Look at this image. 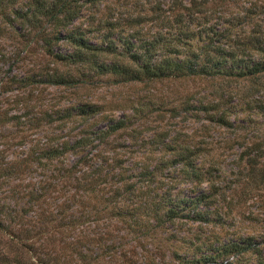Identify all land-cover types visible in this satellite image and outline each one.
<instances>
[{"label": "rangeland", "instance_id": "1", "mask_svg": "<svg viewBox=\"0 0 264 264\" xmlns=\"http://www.w3.org/2000/svg\"><path fill=\"white\" fill-rule=\"evenodd\" d=\"M28 1L13 0L0 8V111L21 114L20 122L26 121L0 122V222L27 245L21 249L1 232L0 252L11 262L18 256L21 264H187L185 259L209 252L200 245L216 247L249 238L259 254L247 250L206 264H264V153L255 165L243 156L245 145L253 141L263 140L264 149V115L254 108H233L228 116L232 127L210 120L201 107L217 97L224 84L218 77L127 82L59 63L44 52L41 39L31 37L41 23L46 26L45 19L27 26L15 16L16 10L25 16ZM169 1L95 0L84 6L68 29L86 31L94 45H104L102 35L107 34L118 48L121 40L133 39L134 31L144 39L156 32L169 38L173 32L172 15L165 10ZM250 3L258 6L256 16L237 22L236 16ZM206 7L214 10L215 17L222 13V18L210 19L209 23L217 22L214 29L228 27L223 18L232 20L234 37L256 21L264 28V13L258 12L264 0H208ZM54 50L67 53L72 48L60 40ZM104 57L107 62L111 58ZM53 68L73 73L74 81L48 82L45 73ZM29 79L34 81L27 84ZM245 83L229 87L238 89ZM86 102L100 106L90 129L104 130L118 119H124L125 126L104 142L93 138L86 147L65 149L51 160L38 158L45 147L70 144L80 135L79 116L64 113L69 107L73 113ZM174 143L186 147L188 160L202 173L198 183L184 177L182 164L175 169L165 165L175 155L165 144L174 147ZM115 156L129 169L123 176L113 165ZM84 157L92 159L84 162ZM142 163L163 166L161 173L158 169L150 181L137 178ZM98 164L108 175L105 181L93 182L88 175ZM175 179L172 195L194 198L210 187L222 193L216 205L198 206L209 222L192 219L189 211L175 223H157L144 206L139 207L144 199L157 200Z\"/></svg>", "mask_w": 264, "mask_h": 264}, {"label": "trees", "instance_id": "2", "mask_svg": "<svg viewBox=\"0 0 264 264\" xmlns=\"http://www.w3.org/2000/svg\"><path fill=\"white\" fill-rule=\"evenodd\" d=\"M94 1L29 0L26 2L27 10L24 13V17L19 16L17 10L14 12L15 16L25 20L27 26L36 25L40 19H45L46 26L41 23V29L36 31L31 37L41 39L42 47L47 55L54 57L59 63H69L74 66L75 70H84L83 68L86 67L87 70L96 72L99 75L112 74L127 82L137 80L158 81L181 77H218L223 79L224 84L221 85L217 97L205 101L201 107L208 114L210 120L225 127H232L228 116L233 108L240 110L254 108L256 112H261L264 115V28H262L261 23L258 24L256 21L248 31L240 29L237 32L238 36L234 37L232 32L235 29V25L231 19L223 18L222 22L227 23L228 27L220 30L213 27L217 22L209 23L212 17L218 20L223 16L222 13L218 12L215 17L216 13L214 10L206 7L208 0H188L189 4H184L183 0H170L166 4L167 9L165 10H168L172 15L170 20V28L173 31L171 37L166 38L164 33L156 32L151 38L144 39L138 31H134L133 35L130 34L133 39L125 38L121 40L118 48L119 45L111 40L110 37H107V34H103L102 37L105 44L94 45L89 44L86 31L68 29L74 19L81 16V10L84 6ZM12 2L13 0H0V8L4 9L5 6H10ZM155 8L162 10L160 5ZM257 8L258 6L255 3H250L242 14L236 16L237 22L243 23L245 19L256 16ZM1 12L2 14L4 13L3 11ZM258 12L264 13V7H261ZM158 19L160 18L158 17ZM162 21L164 24H168L165 23L166 20ZM166 27L169 29V25H166ZM235 31L237 30L235 29ZM30 33L31 31H28L27 34ZM60 40L68 42L72 50L67 53L56 52L54 46ZM104 55L111 56L108 62L105 61ZM84 74L80 72V75ZM45 77L48 82L55 84L66 85L74 81L73 73L59 71L57 68L46 72ZM21 81L23 80L21 79ZM33 81L34 79H29L26 83L31 84ZM233 82H246L247 84L240 85L241 88L238 89L229 87ZM225 93L227 94L226 96L224 95ZM232 98H236L235 104L231 103ZM70 109L73 108H66L64 114L65 116H70V114L79 116L82 122L79 129L80 135L70 144L63 141L60 146L51 144L45 147L42 150L44 154L38 158L44 157L47 160H51L52 157L62 154L65 149L72 150L86 147L92 142L93 138L104 142L108 136L125 126V120L118 119L113 121V123L109 122V125L104 130H92L90 129L92 125L90 120L97 118L95 116L99 114L97 113L100 109L99 105L86 102L77 105L73 113ZM100 116L101 118L104 117ZM22 118L24 116L21 114L10 115L7 110L0 111V122L2 123L10 121L14 125H18L21 122L26 123V121L20 122ZM154 139H156L155 136ZM153 142L154 140L152 139L151 143ZM262 142L263 140H256L245 145L243 149L245 154L243 156H245L250 165H255L257 157L264 153ZM44 144L47 145V142ZM174 144V147L165 144V148L168 150H175L174 157L166 159L165 165L170 166V169H175L177 164H182L184 177L195 178L197 179L196 183H198L202 173L188 160L186 147L181 144ZM92 157L89 159L91 160ZM89 159L84 157L83 161L87 162ZM111 159L113 165L118 168L120 176H123V173L129 170L123 167L119 157L115 156L111 157ZM102 160L106 161L104 157ZM162 167L155 164L153 168H150L148 164L142 163L136 176L141 180L150 181L154 179L158 169V173H161ZM103 170L104 166L100 164L93 166L88 175L91 181H105L108 173H104ZM125 179L126 177H124ZM174 181L175 183L169 185L157 200L152 198L144 199L139 204V207L144 206L150 212L148 214H151L158 221L157 223H162L163 220L175 223L177 218L187 215L189 211L192 213V219L209 222L210 219L206 215L207 213L199 210L198 206L200 204L216 205L222 193L216 191L214 187H210L208 191H201L194 198L180 197L178 196L179 194H170L172 186L176 184V179ZM125 184L127 185L125 190H130V185L126 180ZM13 217L15 218V216ZM1 232L6 233L10 242L17 247L27 246L22 243L20 237L12 234L8 226L4 227L0 222ZM253 246L254 244L249 238H245L242 241H232L216 247L200 245L199 249L202 248V250L205 249L209 252L202 251L197 257L185 259V263L206 264L211 260H215L218 256L244 253L247 250H252L259 254ZM13 259L11 262V259L6 254L0 252V264H21L18 256L15 255Z\"/></svg>", "mask_w": 264, "mask_h": 264}]
</instances>
